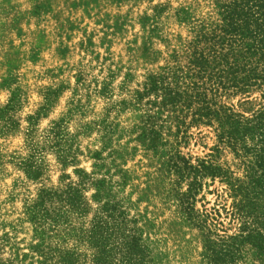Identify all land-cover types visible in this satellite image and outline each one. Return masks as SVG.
Returning a JSON list of instances; mask_svg holds the SVG:
<instances>
[{
  "label": "rangeland",
  "instance_id": "374dc122",
  "mask_svg": "<svg viewBox=\"0 0 264 264\" xmlns=\"http://www.w3.org/2000/svg\"><path fill=\"white\" fill-rule=\"evenodd\" d=\"M91 2L0 0V168H16L30 191V199H9L11 211L0 199V228L9 229L0 234V264H236L246 257L264 264V168L257 166L264 145L254 127L264 80L243 77L257 57L248 51L252 38L231 40L226 30L233 0H183L172 21L181 48L165 56L146 40L136 49L147 72L131 104L139 123L130 204L112 192L111 179L83 167L59 172L51 155V166L16 167L24 164L18 152L33 155L31 141L43 146L48 140L46 122L31 127L39 89L49 86L42 73L54 75L57 64L46 47L76 27L65 10ZM54 22L60 31L52 37ZM125 22L117 17V32ZM67 51L61 40L57 54ZM222 55L225 65H219ZM234 60L241 67L239 87L217 86L220 70ZM262 69L259 64L255 72ZM233 74L227 68L224 78ZM202 163L208 168L195 178ZM246 221H253L252 236L244 239ZM224 242L235 244L234 254L220 259Z\"/></svg>",
  "mask_w": 264,
  "mask_h": 264
},
{
  "label": "clouds",
  "instance_id": "9594fccd",
  "mask_svg": "<svg viewBox=\"0 0 264 264\" xmlns=\"http://www.w3.org/2000/svg\"><path fill=\"white\" fill-rule=\"evenodd\" d=\"M182 2L95 0L81 3L74 10H65L64 16L76 27L71 30L65 28L51 46L46 47L57 61L53 65L55 74L42 73L44 83L49 86L40 87L38 108L31 117L33 129H39L42 122H46L43 131L48 140L43 146L31 141L28 150L33 155L29 157L23 150L18 152L17 158L24 164L16 167L28 171L29 164L42 162L51 166L48 161V155H51L54 157L51 164L56 165L59 172L83 167L89 173L95 170L97 176L111 179L112 192L130 204L135 197L129 194L137 190L135 175L138 168L133 159L132 145L138 135L135 125L139 123V112L131 104L136 101L137 91H143L147 72L136 49L146 40L152 42L154 49L163 51L165 56L172 48H181L177 41L179 28L174 29L172 21L176 8ZM163 4L170 6L158 13L157 6ZM117 17L126 20L119 32L115 29ZM143 17L148 18L147 23ZM51 27L53 37L60 29L56 22ZM105 35L102 41L101 37ZM185 37L183 41L186 43L190 37L187 34ZM61 40L68 46L63 56L56 52ZM124 101L129 104L125 105ZM96 153L100 154L99 157ZM82 161L90 162L91 168H86ZM125 181L127 187L124 186ZM0 189L3 190L0 199L8 211L15 208V202L9 203L10 198L30 199L25 177L16 168H0ZM4 231L9 229L0 228V234ZM236 264H254V261L246 257L237 259Z\"/></svg>",
  "mask_w": 264,
  "mask_h": 264
},
{
  "label": "trees",
  "instance_id": "16d2710c",
  "mask_svg": "<svg viewBox=\"0 0 264 264\" xmlns=\"http://www.w3.org/2000/svg\"><path fill=\"white\" fill-rule=\"evenodd\" d=\"M231 5H234V7H230L228 5V8H226V14H227L226 30L230 34L229 37L231 40H233L234 37H240L246 34L250 38H252V41L248 45L249 46L248 51L251 52V54H255V57H257V60L255 61L257 63L255 65L253 64V66L250 68L248 67V69H244L246 73L243 77L246 78L247 80L257 83V81L260 79L264 80V69H262V71L259 73L255 72L256 68H259V64L264 67V0H233V3ZM237 8L239 9L237 10ZM218 61H219V65H225L224 64L225 58L223 55ZM231 63H232L231 65H226V66L228 69L234 70L233 77L229 79L230 81L226 80L224 77L227 68H222L220 70V74L217 75L218 78L217 86L222 85V87L226 89L230 87H239V82L241 81V79L237 76V72L241 67L238 64L237 60H234ZM211 74L215 75L213 72H211ZM210 79H212V77H210ZM226 82H229L227 86H226ZM262 109L256 113L255 116L256 122L254 124V127L258 129L261 143L264 145V105ZM259 151L261 154L257 158V166L263 169L264 148H260ZM207 168L208 166L202 163V166L198 167L195 173V178H196V174L199 175L200 173H202L201 169H207ZM194 188L195 186L193 185L190 186L189 192H191ZM237 208L235 209L239 211ZM242 214L245 217L248 216L247 214L246 215L244 213ZM252 222L253 221L251 222L246 221L242 224V231L248 230L246 235L243 234L240 235L242 236V238L247 239L252 236V234H250L249 231L251 229V226L249 225H251ZM234 248H235V244L233 242H224L219 252L220 253L219 258L221 259L227 256H232L234 254L233 253Z\"/></svg>",
  "mask_w": 264,
  "mask_h": 264
}]
</instances>
